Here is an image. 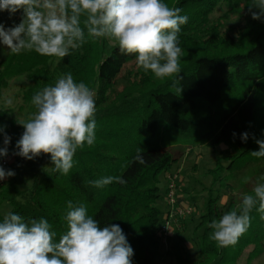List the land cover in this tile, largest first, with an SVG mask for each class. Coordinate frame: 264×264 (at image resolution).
Segmentation results:
<instances>
[{"label":"trees","instance_id":"obj_1","mask_svg":"<svg viewBox=\"0 0 264 264\" xmlns=\"http://www.w3.org/2000/svg\"><path fill=\"white\" fill-rule=\"evenodd\" d=\"M252 3L169 0L170 7L182 9L179 14L188 17L178 33L181 72L177 78H156L139 67L140 79L128 81L120 91L115 86L136 54H122L115 41L90 37L86 29L84 43L65 58L41 56L34 50L9 51L0 67V98L12 80L25 77L29 84L23 87L21 99L31 103L37 92L71 73L77 83L84 82L95 93L96 140L92 146L85 143L77 149L68 174L54 170L50 154L41 153L32 160L16 155L4 169L27 167L31 175L21 181L8 177L0 187V206L7 203L9 213L25 220L46 219L58 242L68 230L64 219L68 201L74 206L83 204L87 215L101 227L118 224L122 228L134 250L132 264H161L160 176H167L177 156L183 154L162 144V122L189 138L192 147L221 143L234 147L236 153L227 158V166L219 161L209 171L213 186L221 183L228 189L231 180L247 168L257 165L264 170V157L251 155L259 150L255 141L264 140V17L252 18L251 11H258H250ZM225 6L244 21L236 24L226 16L212 19ZM11 113L0 108V127L4 128L0 148L6 133L8 154L23 128ZM244 132L249 134L246 142L241 139ZM138 149L144 164L134 159ZM4 158L0 157V163ZM107 176H121L126 183L113 182L102 188L89 184ZM252 189L242 195L251 194ZM213 191L196 226L201 231L193 239L197 254L192 257L178 249L176 264H239L247 250L248 262L264 254V214L257 211L258 204L250 212L248 230L235 245L220 248L210 238L209 224L238 209L242 201L229 195L222 203L223 196ZM3 219L0 212V222Z\"/></svg>","mask_w":264,"mask_h":264},{"label":"clouds","instance_id":"obj_2","mask_svg":"<svg viewBox=\"0 0 264 264\" xmlns=\"http://www.w3.org/2000/svg\"><path fill=\"white\" fill-rule=\"evenodd\" d=\"M19 10H23L19 24L5 29L0 23V42L13 54L34 50L41 56L65 58L84 43L86 29L90 37L115 41L122 54H136L137 66L156 78H177L181 72L178 33L188 17L163 0H0V11L11 16ZM250 11L253 19L264 17V0H253ZM94 97V91L82 81L77 83L71 73L37 92L32 97L37 111L18 122L25 130L16 142L19 151L15 155L32 160L41 153L50 154L54 170L68 174L77 149L85 143L92 146L96 140ZM5 103L10 106L12 100ZM248 138L247 132L241 134L243 141ZM9 142L5 133L0 157L8 155ZM255 142L259 150L251 155L264 157V140ZM137 153L134 159L146 163L140 149ZM14 175L0 166V180ZM113 182L126 183L121 176H107L89 184L102 188ZM257 204V211L264 214V182H257L251 194L243 195L238 209L209 224L210 238L218 247L238 242ZM67 207L68 230L58 242L46 219L6 214L0 222V264H132L134 250L118 224L101 227L83 204L74 206L68 201Z\"/></svg>","mask_w":264,"mask_h":264},{"label":"rangeland","instance_id":"obj_3","mask_svg":"<svg viewBox=\"0 0 264 264\" xmlns=\"http://www.w3.org/2000/svg\"><path fill=\"white\" fill-rule=\"evenodd\" d=\"M164 3H168L169 0H163ZM23 15V10L17 11L14 15H9L7 11H0V23H2L5 29L12 27L15 24L21 22ZM226 16L228 19L231 18L233 22L242 23L244 20L242 16L238 14H233L225 6L218 10L217 13L213 14L212 19L216 20L217 17ZM221 22H224V20ZM231 23V21H230ZM10 50L7 46L3 45L0 42V67L4 61L6 54ZM138 69L136 60L129 62L119 79V84L115 86L116 91L122 90L123 86L126 83H129L130 80H139ZM29 82L25 77L16 78L12 80L8 88L3 90L2 96L0 98V108L11 110L13 117H16L19 122L27 121L32 114H34L37 109L31 103H24L21 99V92L23 87L27 86ZM7 99L12 100V104L6 105L5 101ZM24 127L21 129L19 134V139L24 132ZM159 133L162 139V144L164 147H168L169 150L173 153H183L182 155L177 156L179 159L174 162L172 167L169 170L170 172L178 173L179 180L181 181V188L179 190V202L193 206L195 208L194 214L187 218L188 224L185 225L183 220H179L176 226H173L172 238L169 239L168 244L160 242L161 253H164V258L161 261V264H176L175 255L178 252V249L187 250L188 253L194 257L197 254V248L193 243V239L201 233V231L196 230L198 220L203 212L206 202L209 198V193L211 189L214 195L219 194L223 196V202L226 201V196H233L237 200L242 199V194L248 189L251 190L257 182L260 181V177L264 176V170H261L260 166H253L247 168L238 178L231 180L232 187L226 188L225 184H217L213 186V180L209 171L217 165L219 161L224 166L229 164L227 160L228 157L236 153L233 146L221 143L215 147L209 146H198L192 147L189 143V138L183 136L172 127L168 126L165 122H162L159 128ZM18 139V140H19ZM8 148V147H7ZM18 149L15 147L12 152H16ZM8 156V155H7ZM5 156V157H7ZM15 172V175L11 179L15 181H21L26 179L31 175V172L27 167L19 168ZM166 174L163 173L160 176V193L161 197L157 205L161 210L160 219L164 221L167 216L169 209L168 201L165 198L164 194L166 193V188L168 185ZM8 181V177L5 179ZM10 206L5 203L0 206V212L5 216L9 213ZM192 245V247H191ZM170 253V254H169ZM249 250H247L240 260L239 264H264V254L260 257L251 260L248 262Z\"/></svg>","mask_w":264,"mask_h":264},{"label":"built area","instance_id":"obj_4","mask_svg":"<svg viewBox=\"0 0 264 264\" xmlns=\"http://www.w3.org/2000/svg\"><path fill=\"white\" fill-rule=\"evenodd\" d=\"M16 152H11L5 157L0 166L3 168L7 167L11 161L16 158ZM168 185L166 188L165 198L168 201L169 209L167 212L166 219L162 221L158 237L160 242L165 245L168 244V240L172 236L173 226L177 224L179 220L185 221L187 218L194 214L195 208L193 206L183 204L179 202V190L181 188V181L179 180L178 173L170 172L167 174ZM4 180H0V187L5 183Z\"/></svg>","mask_w":264,"mask_h":264},{"label":"crops","instance_id":"obj_5","mask_svg":"<svg viewBox=\"0 0 264 264\" xmlns=\"http://www.w3.org/2000/svg\"><path fill=\"white\" fill-rule=\"evenodd\" d=\"M167 177V176H166ZM184 203V202H183ZM172 239H173V237H171ZM169 241V240H168ZM164 253H162V255H163ZM165 255H163V257H164Z\"/></svg>","mask_w":264,"mask_h":264}]
</instances>
